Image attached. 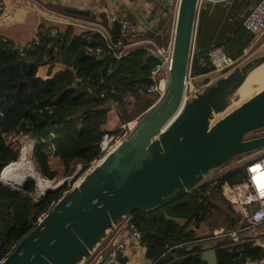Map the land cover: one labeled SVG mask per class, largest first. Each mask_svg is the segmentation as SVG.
Here are the masks:
<instances>
[{"label": "trees", "instance_id": "1", "mask_svg": "<svg viewBox=\"0 0 264 264\" xmlns=\"http://www.w3.org/2000/svg\"><path fill=\"white\" fill-rule=\"evenodd\" d=\"M251 1L201 4L192 73L203 74L213 68L207 58L211 47L221 46L235 59L252 42L253 34L243 27V14H239ZM57 23L43 19L35 38L24 46L0 36V173L19 158L20 147L13 146L11 141L25 135L35 142L34 161L44 177L53 179L70 174L74 163L89 164L101 157L98 143L105 131L116 132L121 124L142 115L158 98L146 92L154 56L142 47L122 51L117 56L110 47L118 39L129 43V33L114 34L110 26L109 44L95 29L79 28L75 33L73 25ZM54 28L56 31L52 33ZM50 62L61 67L46 77L38 75L39 67ZM127 90L133 94L123 100ZM112 109L117 119L113 125ZM52 157L57 164L51 162ZM245 176V165H237L166 205L135 211L133 220L138 228L143 233H153L148 242L144 241L145 257L159 258V264H207L197 249L187 247L214 233L200 237L194 230L208 217L211 208L221 211L224 205L228 211L224 212L227 219L222 232L236 227L239 213L222 197L221 185L239 183ZM211 181H215L213 187L208 186ZM207 186L212 189L210 192ZM65 188L66 184L48 189L33 200L36 189L33 182H24L23 189L14 190L0 181V260L34 228ZM218 196L223 198L224 205L217 202ZM228 241L227 236L217 239V264H244L247 258L252 261L264 258V249L256 243L245 242L237 250L238 246L227 245Z\"/></svg>", "mask_w": 264, "mask_h": 264}, {"label": "water", "instance_id": "2", "mask_svg": "<svg viewBox=\"0 0 264 264\" xmlns=\"http://www.w3.org/2000/svg\"><path fill=\"white\" fill-rule=\"evenodd\" d=\"M21 1V7H4L0 29L23 20L29 7ZM200 6L201 0L178 2L163 94L114 149L51 205L0 264H84L128 214L166 205L217 175L213 171L233 158L264 151V135L247 137L264 127V85L253 82L243 86L249 73L264 62V53L236 63L191 97L186 96V73ZM66 12L90 15L88 10L74 7ZM120 28L121 22L114 19L113 33L119 34ZM259 87L243 99L246 92ZM34 154L35 146L33 159ZM4 184L23 189L22 184L19 188ZM60 184L47 187L43 195ZM152 236V232H145L144 241ZM216 248L217 240L212 238L187 247L197 249L207 264H217Z\"/></svg>", "mask_w": 264, "mask_h": 264}, {"label": "built area", "instance_id": "3", "mask_svg": "<svg viewBox=\"0 0 264 264\" xmlns=\"http://www.w3.org/2000/svg\"><path fill=\"white\" fill-rule=\"evenodd\" d=\"M202 1L204 0H201V4ZM205 1L220 2L225 0ZM178 2L179 0H174V13L170 24L169 38L163 43H155L154 41L149 42L151 44L150 53L154 56L155 62L149 69V78L151 82L146 87V92L148 94L156 95L158 98L164 92L170 67ZM4 7L3 0H0V14L4 10ZM119 21L121 22L120 33H127V21L123 19H120ZM242 25L248 32L253 34L251 44L256 42L264 34V0H256L248 8L246 13L243 14ZM100 27L102 28L101 32L104 38L110 44L111 35L109 31L102 26ZM194 44L195 40L191 49L190 62L185 81V85L191 87L192 95L202 86L215 79V77L222 75L225 71L234 66L238 60V57L235 59L229 57L221 46H213L207 51L208 61L212 64L213 68L203 74H194L191 71L195 51ZM125 45L126 43L121 39H118L116 42L112 43L110 47L117 56H120ZM96 51L99 52L100 48H97ZM103 94L104 92L101 93V95ZM132 94L131 90L125 91L122 97L123 100L130 99ZM135 123V120L123 123L119 126L116 132L105 131L98 143L101 157L99 159H94L89 164H78L70 175L64 177L60 184V186L66 184L63 194L77 185L88 171L98 164L106 154L114 149V147L134 127ZM251 134L252 136L249 137L264 135V127L251 132ZM252 153L247 154V156L241 155L240 157L242 158L239 159L235 165L225 169L228 170L237 165H245V179L239 183L229 184L224 182L221 185L222 196L239 213L236 227L225 232L218 231L217 233H214L213 236L198 240L206 238L217 240L219 237L227 236L229 241L226 244L238 246L237 250H239L241 244L245 242H253L264 248V234L257 233L254 230L256 227L264 225V196L260 195L255 189V181L253 179L256 171L255 166L257 164H261V167L264 166V151H261L259 155L257 153L256 155ZM2 182L4 183V181ZM214 185L215 182H212L210 186L213 187ZM42 195L43 190L35 191L34 200H37ZM40 217L38 219H40ZM133 218V213L128 214L98 246L84 264H159V258L148 261L145 257L146 247L143 238L144 233L135 224ZM122 258L123 261L121 260ZM249 262H252V260L247 258L245 263ZM260 262H262V260H260Z\"/></svg>", "mask_w": 264, "mask_h": 264}, {"label": "crops", "instance_id": "4", "mask_svg": "<svg viewBox=\"0 0 264 264\" xmlns=\"http://www.w3.org/2000/svg\"><path fill=\"white\" fill-rule=\"evenodd\" d=\"M28 7L25 10L23 20L15 23L7 28L0 29V36L5 38H13L15 33L9 32V28H14L20 24L27 22V37L22 33L15 40V44L24 46L36 36L37 27L42 23L44 17L47 16L51 20H63L73 25L75 28L73 32H79V28L95 29L101 34V30L95 28L98 22H94L102 16L103 26L109 31L114 19H123L127 21L128 31L130 35V42L126 43L123 51H130L136 47L145 48L150 52V41L155 43H163L169 38L170 24L174 13V0H25ZM228 1V0H225ZM224 1V2H225ZM252 0L248 8L255 2ZM205 2L202 1V3ZM221 2V1H220ZM5 6L21 7L23 6L21 0H3ZM217 3V2H216ZM69 7L77 9L88 10L89 17H81L72 15L66 12ZM14 15L13 13H11ZM94 17V18H92ZM60 23V22H58ZM63 24V23H62ZM31 29V30H30ZM52 33H54L52 31ZM103 35V34H102ZM53 63V62H50ZM57 63V62H54ZM57 71V70H56ZM55 72V71H54ZM53 72V73H54ZM52 73V74H53ZM51 75V74H46ZM257 233L264 234V225L258 226L255 229ZM264 249V248H263ZM149 261V259H147ZM264 258L262 259V263Z\"/></svg>", "mask_w": 264, "mask_h": 264}, {"label": "rangeland", "instance_id": "5", "mask_svg": "<svg viewBox=\"0 0 264 264\" xmlns=\"http://www.w3.org/2000/svg\"><path fill=\"white\" fill-rule=\"evenodd\" d=\"M249 6V5H248ZM175 8H176V5H175ZM246 10H248V7L247 8H241L240 10H239V14H244L245 12H246ZM99 18H100V21L99 20H95V19H93L94 20V22H98L97 24H99V25H95L94 24V26H95V28H97V29H102L100 26H103V21H102V16L101 15H99L98 16ZM235 19H239V16H236V17H234ZM57 24H60V23H57ZM14 26H15V24H14ZM14 26L13 27H11V28H9V32H13V33H15V36H13V38H10L12 41H15V40H18L17 38L19 37V36H16L18 33H22V35L23 36H25V37H27V22L25 23V24H20V25H18V26H16L15 28H14ZM31 30V29H30ZM51 31H53V32H55L56 31V28H54L53 30H51ZM4 37V36H3ZM15 43V42H14ZM17 44V43H16ZM262 53H264V34L256 41V42H254V43H249L248 45H246L245 47H244V49H243V51H242V53L238 56V60H237V63H242V62H244V61H246V60H248V59H250V58H252V57H254V56H257V55H259V54H262ZM58 67L60 68L61 67V65H59L58 63L56 64V63H52V64H50V65H43V66H40L39 67V69L38 70H40L41 71V73H40V76H44V77H46L47 75L46 74H52L54 71H56L57 69H58ZM52 69V72H50L49 70H51ZM37 74H38V71H37ZM216 78V77H215ZM254 91H252L251 93H249L246 97H248V96H250L252 93H253ZM186 96L189 98V97H191L192 96V93H191V89L190 90H187V92H186ZM143 115V114H142ZM142 115H140L138 118H136V119H134L135 121H137ZM110 117H111V119H110V123L113 125V123H117V119H116V116L114 115V110L112 109V111L110 112ZM133 120V121H134ZM109 123V124H110ZM109 124H108V126H109ZM249 136H252V134L250 133V134H248L247 135V137H249ZM11 144L13 145V146H17V145H19V147H20V155H19V158H18V160L20 159V156H21V153H22V150L23 149H26L27 151H28V157L32 160V162H33V164H34V166H35V168H36V170H37V172L44 178V179H46V180H49V181H56V180H58V179H63L64 177H66V176H68V175H70L74 170H75V168L77 167V165L78 164H81V162H77V163H74L73 164V168H72V171L70 172V174H67V175H58V176H56V177H54L53 179H47L46 177H44L39 171H38V169H37V166H36V164H35V161H34V159H33V157H32V149H33V147L35 146V142L34 141H32V140H30L27 136H23V135H19L18 137H17V139H15V140H12L11 141ZM260 152L261 151H257V152H251L252 154H254V155H256V153L259 155L260 154ZM250 153V154H251ZM249 154V153H248ZM244 155H246L247 156V154H244ZM242 157H240V156H238V158H235V159H233L232 161H229L225 166H223L222 168H220V169H218V170H214L213 171V173L214 174H218V173H220L221 171H224L225 169H227L228 167H230V166H233V165H235L237 162H238V160L239 159H241ZM51 162L53 163V164H57V159L55 158V157H52L51 158ZM209 179V178H208ZM208 179H205L204 181H208ZM0 180H1V173H0ZM34 184H35V187H36V189H35V191H40V189L38 188V186H37V184H36V182L35 181H32ZM212 182H215V181H211V182H209L208 183V186H210L211 185V183ZM24 183H22V185H23ZM53 185H55V184H53ZM52 185V186H53ZM207 186V191L208 192H210L212 189H210L209 187ZM211 187V186H210ZM35 191H34V193L32 194V197H33V200H34V198H35ZM222 195V194H221ZM223 197V196H222ZM221 196H218V198L216 197V199H217V202H220L222 205H224V202H223V198H222ZM226 211H228V209L227 208H225V205H224V208H223V210H218L216 207H213V208H211L210 209V212H209V215H208V217H206V219L204 220V221H202L200 224H199V226H198V228H196L195 230H194V232H195V234L197 235V236H200V237H202V236H208V235H210V234H212V233H217L218 231H222V229H224V226H225V222H226V219H227V216H226V214L224 213V212H226ZM180 222L181 223H183L184 221L183 220H180ZM263 262H264V260H263Z\"/></svg>", "mask_w": 264, "mask_h": 264}, {"label": "bare ground", "instance_id": "6", "mask_svg": "<svg viewBox=\"0 0 264 264\" xmlns=\"http://www.w3.org/2000/svg\"><path fill=\"white\" fill-rule=\"evenodd\" d=\"M253 82H262L264 85V62L252 70L247 76L244 85ZM191 87L186 86V92ZM261 87L253 90L257 91ZM252 91H248L244 94L243 99L247 98L246 96ZM249 97V96H248ZM133 123V122H132ZM28 151L26 149L22 150L20 159L9 163L1 171V180L4 183L12 185L14 188H19L21 184L27 179L31 178L36 182L40 190H45L47 187L52 186L53 184H60L62 179L56 181H49L44 179L36 170L32 160L27 156ZM255 174L253 179L255 181V189L260 195L264 196V166L261 167V164L255 166Z\"/></svg>", "mask_w": 264, "mask_h": 264}]
</instances>
